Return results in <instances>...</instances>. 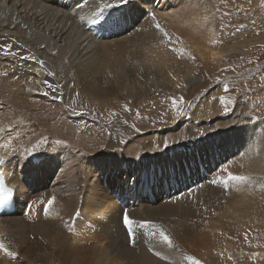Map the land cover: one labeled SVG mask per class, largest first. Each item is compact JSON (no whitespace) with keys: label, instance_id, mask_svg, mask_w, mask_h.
Segmentation results:
<instances>
[{"label":"bare ground","instance_id":"1","mask_svg":"<svg viewBox=\"0 0 264 264\" xmlns=\"http://www.w3.org/2000/svg\"><path fill=\"white\" fill-rule=\"evenodd\" d=\"M198 1L127 0L97 20L101 0H0V168L20 207L33 211L0 217V264H87L96 255L99 264H191L188 257L223 264L222 247L234 259L224 229L212 222L230 207L226 177L246 178L228 182L231 195L264 190L260 122L237 106L216 123L220 129L205 125L199 137L201 129L176 121V112L169 116L174 128L157 131L158 146L140 147L116 134L105 115L82 121L98 119L100 107L187 101L208 82L207 60L256 49L219 42L209 0ZM178 7L185 15L175 21ZM190 17L201 35L182 28ZM258 56L249 64L261 60L264 68ZM146 117L136 125L149 127ZM123 214L138 234L129 246ZM205 238L214 245L204 246Z\"/></svg>","mask_w":264,"mask_h":264},{"label":"rangeland","instance_id":"2","mask_svg":"<svg viewBox=\"0 0 264 264\" xmlns=\"http://www.w3.org/2000/svg\"><path fill=\"white\" fill-rule=\"evenodd\" d=\"M198 2L200 1L196 0V3ZM208 2H210V6L215 12L214 18L216 24L214 26V30L219 42H226L229 45L236 46H246L247 44V46H250L251 44H254L256 49H247V54L245 55L242 47L241 51L237 50L235 57L227 56L228 58L224 60L214 62L213 60H207L205 63L209 66L212 65V68L210 67L208 71V82L204 88L199 90L194 97L187 101L179 97H174L173 99L169 100L159 97L156 100L146 101L139 108L133 110L131 108L125 107H122L121 110L100 107V109L96 111V116L98 119L93 117L90 119L86 118L82 120L83 123L93 124L94 122L91 121L94 120L99 122L104 118L102 115H105L106 119H111L108 121H110L111 125L115 126L114 129H117L116 134H119L121 131H123L124 134L127 135L126 142L134 143V141H136L137 143H140V147L158 146L161 143L158 141V139L161 137H157V131H161L164 128H169V130H172L174 128L172 126L175 124H173V121H169V116L176 114V112V121L181 122L185 127L189 126L194 129H201L197 134L199 137L202 135L201 132L204 131L206 126H209L208 131L220 129L216 123L220 118L228 117L232 113L233 109L237 108V106L240 108L242 107L246 115L250 117L251 121L260 122L264 127V110L262 109L264 106V96H262L264 95V68L260 66L261 60L256 64H249L250 57L253 54L259 53V58L264 55V51H262V49L264 50V44L261 43L264 41V0H209ZM178 8L179 9L176 8V11L171 13L170 16L171 18L175 19V21H180V19H182V17L185 15L184 11L181 10L180 7ZM195 8L198 9V7ZM181 21L182 28L187 30L189 33H193V37L202 34L201 32L203 30L195 28L196 26L193 23V17ZM181 52L185 51L181 50ZM19 53L20 50H18L16 54L18 55ZM213 67L217 71L213 69ZM183 71L184 66L181 64V66L178 67V72L179 74H182ZM205 81L206 77L204 78V82ZM260 82H263L261 86L258 85ZM216 84H219V86ZM225 88H227V91H225ZM220 90L221 92H219ZM35 94H38V92ZM85 100L86 99H83V102H85ZM173 101H175V105L173 104ZM143 116H147L144 119H148V117L151 118L149 127L143 125L138 127L136 125V122L141 120V117ZM99 118L101 120H99ZM119 123L122 125L120 129L119 126L121 125ZM155 123L156 126H150L151 124ZM30 124H32V121ZM28 128L29 131L27 134L29 135V133H31V126ZM110 140L119 143L121 142L120 138L118 139L112 137ZM229 181H231V179L226 177L225 181H222L223 183H221L223 184V189H226V194L229 195H227L225 198V201L228 199L226 202L229 204L225 202V205H229L230 207H228V211L226 210L227 212L225 211L223 214V216H225V214H227V216H225L226 218L223 217L224 219L218 218L212 222L214 225L213 228L217 230L224 229L226 238L225 240H229L231 242L229 251H231L232 254L236 252L233 256L234 259H230V255H227L228 252L224 247H222V263L264 264V190H261L258 193L256 192V195L254 196L255 198L251 194H245L246 197L250 195L248 198L239 196L238 193H236L237 195H231L232 192L228 189L230 186L228 183ZM256 197H258V200ZM254 200L258 203H256ZM250 201L253 204H250ZM233 206L235 210H232L231 207ZM258 206L261 207L258 208ZM247 207L253 211L250 210L251 213L246 212ZM229 208L232 213H229ZM259 210L260 212H263V214L261 213L258 215L257 213H259ZM237 211H240V213ZM233 213L234 215L231 217ZM252 214L253 216H256L257 219H253V216L251 217ZM249 216L253 220L246 221V218ZM122 217H124V214L121 216V222L123 223ZM259 220H262L263 222H259L258 225L255 221L258 222ZM122 223L121 227L124 229L125 226ZM250 223H252V225H250ZM247 226L251 227H249L251 233H249ZM132 229L134 231L133 238L136 240L138 238V234L135 232V227H132ZM123 232L125 235L127 234L126 237L128 246L131 245L133 238H129L128 233H126V228L123 230ZM241 232H244V234H240ZM229 241H226L225 243L230 245ZM202 243L204 246L214 245V243L210 241L209 238H205ZM204 254H206V252H204ZM98 256L99 255L94 256V258H92L87 264H99V261H96ZM201 262L203 264H219L216 260H207L205 258H203Z\"/></svg>","mask_w":264,"mask_h":264},{"label":"snow or ice","instance_id":"3","mask_svg":"<svg viewBox=\"0 0 264 264\" xmlns=\"http://www.w3.org/2000/svg\"><path fill=\"white\" fill-rule=\"evenodd\" d=\"M126 3H127V0H101V7H100V11L97 13V20L103 19V13L105 10L113 9V8H119ZM94 22H97V21L94 20ZM157 27H159V26L157 25ZM165 35H167V33H165ZM225 91H227V88H225ZM173 104L175 105V101H173ZM56 143H60V141H57ZM4 147H6V145H4ZM229 179H231V180H244L246 178L243 176H229ZM3 197H4V189L2 187H0V199H2ZM52 203H53V200L48 201L49 205H51ZM47 211H48V209H45L46 214H47ZM123 223H124V226L128 232L129 238L132 239L134 237V233H133V229H132L133 221H131L129 219V217L125 214L123 217ZM159 235H160V238H161L163 243L171 246V241H170L169 237L163 231H161L159 233ZM2 247L3 246L0 245V248H2ZM187 259L191 262V264H200L199 261L193 260L191 257H188Z\"/></svg>","mask_w":264,"mask_h":264}]
</instances>
